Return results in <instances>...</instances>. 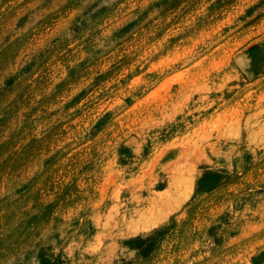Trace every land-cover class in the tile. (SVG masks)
I'll list each match as a JSON object with an SVG mask.
<instances>
[{"label":"rangeland","instance_id":"1","mask_svg":"<svg viewBox=\"0 0 264 264\" xmlns=\"http://www.w3.org/2000/svg\"><path fill=\"white\" fill-rule=\"evenodd\" d=\"M0 264H264V0H0Z\"/></svg>","mask_w":264,"mask_h":264},{"label":"trees","instance_id":"2","mask_svg":"<svg viewBox=\"0 0 264 264\" xmlns=\"http://www.w3.org/2000/svg\"><path fill=\"white\" fill-rule=\"evenodd\" d=\"M153 239H154V237H146L144 239H139V240L144 241V243H145L144 246H141V248H139L140 249L139 251L141 253H146L149 250V248H151V246L153 244Z\"/></svg>","mask_w":264,"mask_h":264}]
</instances>
